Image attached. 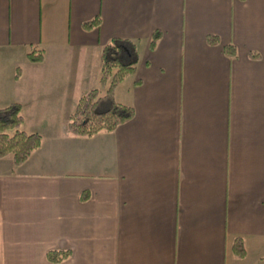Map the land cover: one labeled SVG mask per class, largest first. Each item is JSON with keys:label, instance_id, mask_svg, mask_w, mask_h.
<instances>
[{"label": "crops", "instance_id": "crops-1", "mask_svg": "<svg viewBox=\"0 0 264 264\" xmlns=\"http://www.w3.org/2000/svg\"><path fill=\"white\" fill-rule=\"evenodd\" d=\"M112 38L138 54L114 90L133 117L74 135ZM13 102L41 142L0 159V264H54L49 250L70 251L55 264H264V0H0V107Z\"/></svg>", "mask_w": 264, "mask_h": 264}, {"label": "trees", "instance_id": "trees-1", "mask_svg": "<svg viewBox=\"0 0 264 264\" xmlns=\"http://www.w3.org/2000/svg\"><path fill=\"white\" fill-rule=\"evenodd\" d=\"M99 16L84 21L86 31L97 28ZM160 33L155 31L150 40L153 48ZM211 42L214 39L208 38ZM229 57L235 56V48L229 45L225 49ZM28 61L40 63L43 53L32 49L26 54ZM138 62L135 44L122 38H112L102 46L100 54L99 87L80 96L69 114L67 131L79 136H91L99 131H112L118 125L129 121L134 114L133 108L119 103L114 98V90L125 78L134 74ZM18 77L17 71L15 78ZM23 117L19 103H9L0 107V159L11 156L14 165H20L39 147L41 135L38 132H26L21 128ZM232 251L239 258L245 256L243 241L236 237ZM70 255L68 250H49L46 259L50 263H60Z\"/></svg>", "mask_w": 264, "mask_h": 264}]
</instances>
